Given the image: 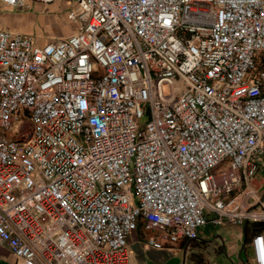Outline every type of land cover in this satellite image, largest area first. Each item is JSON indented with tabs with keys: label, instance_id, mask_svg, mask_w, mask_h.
<instances>
[{
	"label": "built area",
	"instance_id": "built-area-1",
	"mask_svg": "<svg viewBox=\"0 0 264 264\" xmlns=\"http://www.w3.org/2000/svg\"><path fill=\"white\" fill-rule=\"evenodd\" d=\"M63 1L68 35L0 28V242L22 264H129L139 225L161 249L264 222V0ZM250 244L264 264V231Z\"/></svg>",
	"mask_w": 264,
	"mask_h": 264
},
{
	"label": "crops",
	"instance_id": "crops-1",
	"mask_svg": "<svg viewBox=\"0 0 264 264\" xmlns=\"http://www.w3.org/2000/svg\"><path fill=\"white\" fill-rule=\"evenodd\" d=\"M34 4L41 5L37 2ZM19 18L22 17L17 14L13 16L12 21L17 22ZM0 28L28 33L33 31L31 25L19 27L9 22L0 24ZM44 40L45 38L37 37L39 42ZM262 159L263 164L251 180V187L254 193L264 200V154ZM235 195L237 200L245 202L246 205L253 203L251 196L244 192L240 191ZM145 234L140 225L130 233L129 264H253L250 244L253 233L246 222L241 225L229 223L227 220L221 225L207 223L200 228L199 238L196 241H179L165 245L161 249L148 246L145 243ZM0 264H22V261L14 255L7 244L0 242Z\"/></svg>",
	"mask_w": 264,
	"mask_h": 264
},
{
	"label": "rangeland",
	"instance_id": "rangeland-1",
	"mask_svg": "<svg viewBox=\"0 0 264 264\" xmlns=\"http://www.w3.org/2000/svg\"><path fill=\"white\" fill-rule=\"evenodd\" d=\"M67 7L63 0H54L49 4H32L24 9L8 8L0 4V24L7 23L12 25L29 26L33 30L32 35L39 39L50 38L51 36H64L69 32H73L76 27L75 21H71L67 17ZM23 13V14H22ZM19 14L17 22L12 21L13 16ZM22 14V15H21ZM45 20V21H41ZM66 33V34H65ZM20 125L13 124L9 137H17Z\"/></svg>",
	"mask_w": 264,
	"mask_h": 264
},
{
	"label": "trees",
	"instance_id": "trees-1",
	"mask_svg": "<svg viewBox=\"0 0 264 264\" xmlns=\"http://www.w3.org/2000/svg\"><path fill=\"white\" fill-rule=\"evenodd\" d=\"M249 229L252 231V233L264 231V222H255L249 227Z\"/></svg>",
	"mask_w": 264,
	"mask_h": 264
}]
</instances>
